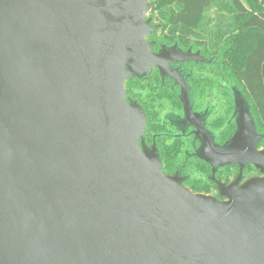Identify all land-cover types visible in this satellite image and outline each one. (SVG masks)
Here are the masks:
<instances>
[{"label": "water", "instance_id": "1", "mask_svg": "<svg viewBox=\"0 0 264 264\" xmlns=\"http://www.w3.org/2000/svg\"><path fill=\"white\" fill-rule=\"evenodd\" d=\"M149 10L0 0V264H264V150L242 95L234 136L222 147L202 136L197 152L213 172L262 174L219 185L223 200L164 175L144 144L126 80L200 60L151 52Z\"/></svg>", "mask_w": 264, "mask_h": 264}, {"label": "trees", "instance_id": "2", "mask_svg": "<svg viewBox=\"0 0 264 264\" xmlns=\"http://www.w3.org/2000/svg\"><path fill=\"white\" fill-rule=\"evenodd\" d=\"M148 4L146 19L156 26L147 38L152 52L180 48L200 58L188 65V82L195 109H201L208 97L220 105L218 115L208 121L210 129L218 132L215 145L222 147L235 132L234 95L239 92L260 136L257 149L264 150V0H148ZM125 94L127 102L143 112L144 144L156 147L162 173L177 175L192 193L216 198L213 193L219 195V185L261 175L251 165L242 172L237 165L213 172L195 154L191 137L159 136L172 132L161 114L182 108L177 95L163 88L156 73L128 78Z\"/></svg>", "mask_w": 264, "mask_h": 264}, {"label": "flooded vegetation", "instance_id": "3", "mask_svg": "<svg viewBox=\"0 0 264 264\" xmlns=\"http://www.w3.org/2000/svg\"><path fill=\"white\" fill-rule=\"evenodd\" d=\"M177 49L183 53H187L185 51H182L180 48ZM150 51L152 52L151 48ZM190 54L193 53L190 52ZM194 62L196 61L190 60V61L180 62V65L174 68H172V66L176 62L168 63L167 68L169 71H174V75L167 77L173 79V83H170V80L168 79H163L160 73L158 72L159 70L157 69V67H154L146 76L156 73L157 76L159 77L160 83L163 84V88L170 89L177 95V100L182 108L181 112L173 111L172 109H167L166 111L163 112V114H161L162 119L168 125V127L171 129L172 132L160 134L159 136L191 137L195 145L194 147L195 154H197V152L200 151L202 136H211L215 144L214 136H217L218 132L210 129L208 125L209 123L208 121L211 118L218 115L220 105L215 104L216 101L214 97L211 98L208 97L207 100L205 101L204 106L201 109L197 110L194 108L195 98H194V94L190 89L188 82L190 77L189 73L191 71L188 65L189 66L192 65L191 63ZM178 76L181 78V82L183 83V85L179 84L180 79ZM234 101H235V95H234ZM186 111L190 113L189 117ZM234 111H235V105H234ZM233 114H234L233 122L235 123V132H236L237 129L236 117L234 112ZM175 123L177 124V126H174ZM235 132L233 133L232 136H234ZM153 136H158V135H153ZM215 196L216 198L219 197V199L222 200L224 199L220 197V195H217V193L215 194Z\"/></svg>", "mask_w": 264, "mask_h": 264}, {"label": "rangeland", "instance_id": "4", "mask_svg": "<svg viewBox=\"0 0 264 264\" xmlns=\"http://www.w3.org/2000/svg\"><path fill=\"white\" fill-rule=\"evenodd\" d=\"M155 22H156V21H155ZM190 55L193 56L194 58H197V56L194 55V54H190ZM179 65H180V62H176L175 64H173L172 68L177 67V66H179ZM162 78H163V79H168V80H170V83H173V79H171V78H168V77H166V76H162ZM173 125H174V124H173ZM174 126H177V124L175 123ZM213 195L215 196L214 193H213Z\"/></svg>", "mask_w": 264, "mask_h": 264}]
</instances>
